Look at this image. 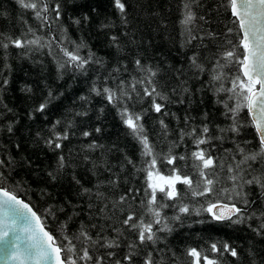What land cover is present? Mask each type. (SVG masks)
I'll list each match as a JSON object with an SVG mask.
<instances>
[{"label":"trees","instance_id":"16d2710c","mask_svg":"<svg viewBox=\"0 0 264 264\" xmlns=\"http://www.w3.org/2000/svg\"><path fill=\"white\" fill-rule=\"evenodd\" d=\"M185 2L126 0L128 23L124 25L111 0H61L64 13L61 23L67 29V36L76 42L83 39L97 57L105 61L103 68L90 66L86 75L70 69L58 71L54 57L59 58L60 53L55 45L51 55L47 48L29 51L10 47L6 59L4 50L0 49V70H3L0 79L7 77L9 80L8 85L0 91V158H15L14 166L4 169L7 176L4 186L29 203L44 218L48 230L58 238L62 237L60 227L65 223V231L73 233L77 232L81 223L87 226L95 224L98 226L96 229L89 228L92 235L95 236L102 229V234L107 238L117 236L113 229L119 228L124 232V236L119 237L121 246L108 251L117 253V257L112 259L122 257L128 251V242L135 240V236L122 228L121 222L130 212L141 215L143 209L140 201L147 200L144 194L146 173L138 169L145 168V161L150 158L142 155V146L122 123L117 109L102 96L90 92L98 74L106 77L114 67L119 66L122 69L120 78L130 81L132 76L140 75L134 65L137 58L145 65L158 68L160 90L168 96L167 101L159 102L165 105L164 111L168 114L153 111L143 114L145 109L150 108L147 98L142 102H129V107L133 112L143 114L141 123L155 152L160 154L157 168L164 175H169L173 167L162 162V157L169 153L170 148L172 154L177 156H190L196 150L191 138L185 136L183 141L180 140L182 129L187 132L192 127L199 130L204 124L208 125L212 140L201 147L225 164L223 170L216 169L220 179L218 188L231 187V181L227 179V164L232 163L234 155L236 159L240 158L236 153L237 144L248 151L258 150V138L246 109L239 115L243 125L239 135L220 131L227 129L232 121L225 116L226 109L219 102L226 100V94L217 93L210 83V71L215 61L221 52L231 48L226 41L238 44L241 35L232 23L234 18L230 11L224 7L227 0H196L192 4L197 19L188 27L192 34L203 37V40L198 38L190 43L186 42L188 32L180 23ZM84 15L89 20L79 26L70 19ZM108 22H112L114 27H100L101 23ZM29 25L37 30L38 35H48L49 29H40L33 14L22 10L16 0H0V32L15 37L21 31H26ZM228 28H232L233 32L228 33ZM57 30L58 25L51 29L53 32ZM112 35L119 37V50L111 46ZM239 51L242 52V49ZM87 52L88 49H84L82 54L87 55ZM194 55L204 66V72H197L192 67L190 58ZM5 63L11 66L10 70L4 68ZM124 66L127 67L126 72L123 71ZM223 71L231 77L238 74V66ZM224 84L225 87L231 86L228 80ZM97 85H100V81H97ZM109 86H114L111 79ZM25 87H30L31 92L23 91ZM183 88H187V91H183ZM49 90L56 98L51 100L45 112L34 111L48 98ZM81 96L88 97L87 102L82 101ZM4 105L12 111L8 112ZM80 112H87V115H77ZM161 119L167 125L166 130L159 123ZM57 120L62 122L57 126V131H63L69 121L72 126L69 139L63 141V148L52 151L45 145L44 138L50 135V129ZM9 124L13 127L12 133L6 131ZM96 128H100V132H96ZM85 131L90 135L83 136ZM218 136L223 139H216ZM92 144L97 147L89 148L88 145ZM60 154L66 158V167L57 173ZM192 163L191 159L177 161L175 166L184 173L192 174ZM49 172L56 173L57 178L51 179ZM177 187L180 190L184 188L183 185ZM84 189L91 191L85 193ZM97 193L102 195L98 197ZM122 195H127V200L117 204ZM157 195L159 198L161 194ZM209 199L228 202L223 197ZM249 199L256 201L250 211L258 214L264 211V204L261 203L264 197L260 196L257 188L252 187ZM183 202L199 207L206 200L203 197L198 200L186 198ZM46 209H51L53 215H47ZM164 212L171 217L175 209L167 208ZM259 223V219L236 225L210 222L206 213L183 216L182 222L172 224V233L161 234L165 239L157 247L175 252L179 258L177 264H189L191 258L185 255L189 247L208 249L211 242L226 241L237 248L240 259L225 254L224 264H250L249 249L256 253L257 264H264V238L252 231ZM142 249L141 257L150 250L143 246ZM104 251L100 249L101 253ZM141 257L137 258V264H142Z\"/></svg>","mask_w":264,"mask_h":264},{"label":"snow or ice","instance_id":"6c2138e0","mask_svg":"<svg viewBox=\"0 0 264 264\" xmlns=\"http://www.w3.org/2000/svg\"><path fill=\"white\" fill-rule=\"evenodd\" d=\"M195 2L196 0H186L183 4L184 13L180 23L188 32L187 43L198 38L203 40V37L192 34L191 28L188 27L193 25L197 19L192 10V4ZM16 3L22 10L33 14L34 19L39 22L40 29L47 28L49 32L47 36L38 35L37 30L31 25L15 37L0 32V49L4 50L5 59L10 47L29 51L47 48L51 55L55 45L60 53L59 58L54 57L58 71L70 69L86 75L92 65L104 67L105 61L97 57L86 41L81 39L76 42L67 36V29L61 23L64 15L61 0H54V2L16 0ZM111 3L121 23L126 25L128 23L126 0H111ZM224 7L230 11L234 18L232 23L237 26L241 35L238 44H234L231 40L226 41L231 48H226L220 53L210 71V83L215 87L216 92L226 94V100L219 102L223 103L226 109L225 116L232 121L227 129H220V131L239 135L243 127L239 121V115L242 110L246 109L251 117V126L255 129L258 138V150L256 151H248L237 144L236 153L240 158L236 159L234 155L232 163L227 164L229 174L227 179L231 181V187H217L220 179L216 169L223 170L224 161L213 157L206 148L201 147V145L210 144L212 140L207 124L199 130L196 127H192L187 132L180 130V140L183 141L185 136L191 138L196 150L192 151L190 156H177L172 154L170 148L169 153L162 157V162L173 166L170 174L164 175L157 168L160 154L155 152L141 121L143 114H147L148 111L167 115L168 113L164 111L165 105L159 101H167L168 96L160 90L157 80L158 68L145 65L137 58L134 60V65L135 70L140 73L139 76H132L131 80L126 82L120 78L119 74L122 69L117 66L106 77L98 74L90 88L91 93L102 96L108 104L117 109L122 123L142 146V155L150 158L145 161V168L138 169L146 173L144 194L147 200L140 201L142 214L137 216L134 212H130L121 222L122 228H126L135 236V240L127 244L128 251L122 257L115 259L112 258L117 257V253L108 251L119 249L121 246L119 237L124 236V232L119 228L113 229L117 236L107 238L102 234V229L97 231L95 236L92 235L89 228L96 229L98 226L95 224L87 226L81 223L77 232L73 233L65 231L67 229L65 223L60 227L62 237L58 238L54 235L48 230L44 218L29 203L19 198L15 191L4 186L7 180L4 169L11 168L15 164V158L8 156L7 159L0 158V260L11 261L14 264H137V258L141 257L143 246L150 250L142 255V264H177L179 258L175 252L171 249L157 247L165 239V236L161 234L172 233L174 230L172 224L177 221L182 222L183 216H201L205 213L210 217V222L221 224L236 225L259 219L258 227L252 228L251 224L249 227L255 235L264 238V211L259 214L256 211H250L256 201L249 199L252 187L257 188L260 196L264 197V0H227ZM70 19L73 24L79 26L82 22H87L89 17L84 15L82 18L70 17ZM24 23L27 24V21L25 20ZM54 25H58L57 32L51 31ZM100 27L107 29L114 27V24L112 22L101 23ZM227 31L232 33L233 29L228 28ZM110 43L119 50L120 41L117 35L110 37ZM84 49H88L87 55L82 54ZM239 49H242V52ZM190 62L197 72L205 71L195 55L190 58ZM232 66H238V74L229 77L223 69ZM10 67L7 63L4 64L5 69L10 70ZM123 71H127L126 66L123 67ZM0 77H3V70H0ZM110 79L114 86H109ZM225 80H228L230 87H225ZM97 81H100L99 86ZM8 83L7 77L0 79V91ZM22 90L31 92L30 87ZM182 90L186 92L187 88ZM55 98L49 90L48 98L34 111L45 112L48 104ZM145 98L150 101V108L145 109L143 114L130 109L129 102H142ZM80 99L87 102L88 97L81 96ZM0 103H2V98H0ZM3 107L8 112L12 111L6 105ZM77 115H87V112H80ZM61 123L57 120L50 129V135L44 138L45 145L52 151L61 150L63 141L69 139L72 122L69 121L63 131H57V126ZM159 123L163 129H167L163 119ZM6 131L13 132L11 124L7 126ZM95 131L100 132V128H96ZM37 135L39 136V133ZM82 135L87 137L90 133L85 131ZM216 139H223V137L218 136ZM88 147L94 149L97 145L92 144ZM189 159L193 162L192 174L184 173L175 166L177 161ZM129 163L132 162L129 161ZM57 165V173L66 167L64 155H58ZM256 165L259 167H255ZM48 176L53 180L57 178V174L53 172H49ZM73 179L75 180V177ZM76 183L79 181L76 180ZM177 185H183V190L178 189ZM90 191V189H84L85 193ZM158 193L161 194L159 198ZM101 195L97 193L98 197ZM201 197L205 198L206 203L200 204L199 207L183 202L186 198L198 200ZM210 197H223L228 202L222 199H209ZM127 198V195H122L117 204L125 202ZM261 203L264 204V199ZM89 207L91 208V205ZM167 208H174L175 214L168 217L164 212ZM60 210L63 211V209ZM45 212L47 215H53L51 209H46ZM197 222L204 223V221ZM100 249L105 251L101 253ZM207 252L215 255L210 256ZM248 252L251 258L250 264H257L256 253L252 249ZM225 254L237 260L240 259L237 248L226 241L211 242L208 249L198 250L189 247L185 252V255L191 258L189 264H224Z\"/></svg>","mask_w":264,"mask_h":264},{"label":"water","instance_id":"95a60500","mask_svg":"<svg viewBox=\"0 0 264 264\" xmlns=\"http://www.w3.org/2000/svg\"><path fill=\"white\" fill-rule=\"evenodd\" d=\"M250 120H251V117L249 116ZM255 130V129H254ZM0 264H14V262H5L4 260H0Z\"/></svg>","mask_w":264,"mask_h":264}]
</instances>
